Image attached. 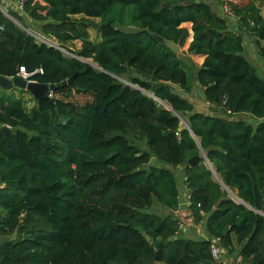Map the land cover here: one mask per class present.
<instances>
[{"label":"trees","instance_id":"16d2710c","mask_svg":"<svg viewBox=\"0 0 264 264\" xmlns=\"http://www.w3.org/2000/svg\"><path fill=\"white\" fill-rule=\"evenodd\" d=\"M219 4L221 12L204 0H27L12 14L65 52L0 11V75L42 69L31 79L50 85L77 72L74 85L51 92L55 101L34 99L30 110L0 97V235L13 236L0 264H218L211 239L239 249L244 264H264V78L242 55L246 34L264 61V16L253 0ZM183 23L186 52L204 57L198 67L164 43L184 46ZM193 73L206 109L172 88L193 94ZM184 185L190 221L209 238L178 236Z\"/></svg>","mask_w":264,"mask_h":264},{"label":"crops","instance_id":"0c3cea01","mask_svg":"<svg viewBox=\"0 0 264 264\" xmlns=\"http://www.w3.org/2000/svg\"><path fill=\"white\" fill-rule=\"evenodd\" d=\"M204 1L207 2V3H209V4H211L212 7H213V9L217 10L218 12H221L222 6L219 4V1L220 0H204ZM227 1H234V2H236V1H239V0H227ZM253 1L261 9V13L264 16V0H253ZM0 7L2 9L1 12L2 13L5 12L7 14L5 16H7L13 22H15V24L17 26H19L21 29H23L24 31H26L29 34H31V33H33V34L34 33H37L36 31L32 30L30 26L29 27H24L19 20H17L15 17L12 16V14L21 15V10H19L18 7H17V0H0ZM228 17H231V16H228ZM22 19H23L24 22L27 23V25H36L35 22H33L30 18L26 17L25 15H22ZM95 21L98 23L99 20L98 21L95 20ZM231 21H232V23H231ZM182 25L185 26L188 29V31H189V37L187 38L188 41H187V45H186V49H187V46H188L189 42L192 39L191 23H183ZM228 26H229V29L231 31L239 32L238 24L236 23L235 17H232V19H230V22L228 23ZM89 29H88V31H89ZM247 36L250 38V47L251 48L254 47L255 50H257L256 47H255V45H254V43H253V41H252V38L249 35L243 34V40L245 41V39H246ZM99 38H100V36H99V33H98V38L96 39V42L99 40ZM50 41L53 42V40H51V39H50ZM91 41L95 42L93 39H91ZM78 45L80 46V42H78ZM79 46H78V48H79ZM244 50H245V46L243 45V52H244ZM257 53H258V51H257ZM192 58H193V60L194 59L199 60V63L201 64L204 57L203 56H195L194 55V57L192 56ZM261 61L264 63V61L262 59H261ZM259 63H261V62H259ZM256 70H257V73L261 77L264 78V67L263 66L261 67V72L263 73V75H261L259 73V71H258L257 68H256ZM195 86H197L198 89H201V88H199L198 84L197 85H194V89H195ZM0 88H1V90H0V93H1L0 94V97L5 98L7 94H12L14 97H11V99H19V100H21L23 102L24 107H26V109H28V110H30L31 107L35 104V101H34V98L32 97V95L29 92H26L25 90L20 89V91H18L19 89L16 88V87H12V88H9V89H4L2 87H0ZM194 89H193V94L191 96L192 99H196V92H195ZM200 95L201 96L198 97L199 98V101H198L197 104H194L193 101H191V102L193 103L195 109L202 110V109H204V107L206 109V106H208V104L205 103L204 100H203L204 96H203L202 90H201V94ZM237 118L238 119L249 120V122L253 121V123H255V120L251 119V117L249 115H238ZM173 169H175L176 174H178L181 179H184L183 169L182 168L177 167V168H173ZM214 176H215V179L219 182L220 180L216 176V174ZM223 188L227 192L229 191V188H227L225 186H223ZM180 190L182 192V194H181L182 195L181 196V200H182L181 205L183 204L185 206H183V207L180 206V209H179L177 215L179 216L180 221L181 220L184 221V224H185L184 227H186V228L183 229V230H185V234L184 235H182V234L180 235V232H179L178 233V236L184 237V238H196V239L197 238H199V239H201V238H204V239L209 238L208 237V234H207V232H206V230L204 228V223L198 224L196 226H190V227L187 226L188 225V222H191L190 221V217H189V212L186 209V206L188 205V202L185 200L186 199V196L188 195V191H187L185 185L182 186V188ZM228 196H229V198H231L232 200H234L236 203H243L240 199L237 198L236 193L233 192V191H231V190H230V193H228ZM211 240H213V239H211ZM214 240L217 241L218 245H220L218 240H216V239H214ZM223 249H224V254L221 257V259L218 262H216V263H218V264H236L237 263V258H238V256H240L239 255V252H238L239 249H236L237 251H235L234 253H228V251L225 248H223ZM242 263H243V261H242Z\"/></svg>","mask_w":264,"mask_h":264},{"label":"water","instance_id":"95a60500","mask_svg":"<svg viewBox=\"0 0 264 264\" xmlns=\"http://www.w3.org/2000/svg\"><path fill=\"white\" fill-rule=\"evenodd\" d=\"M162 6L168 7L170 5L169 4H163ZM125 31L127 33H139V32H141V29L129 25V26L125 27ZM152 36L158 42H164V39L161 36H159L157 34H152ZM164 43L171 51H173L175 54H177L178 58L182 62H184L188 67H190V68L194 67L195 61L193 60L192 56L188 53L183 52L179 45H177L171 41H165ZM62 51L64 52L63 49H62ZM76 74H77V72H75L73 76H71L70 78H68L65 81H62L59 84H50V85L38 83L35 81L26 82L20 75H16V76L11 77V78L0 75V87H2L4 89L16 87L18 89L28 91L35 100H39L42 97L50 96V99L52 101H55V98L51 96V92H53L55 90V88L59 87L60 85H65V84L74 85V78H75ZM192 81H193L194 85H197L195 73H193V75H192ZM152 97H154V96H152ZM168 109H170V108L168 107ZM214 113L219 118H223L227 121H229V120L234 121V119H229L226 116H224L223 114L217 112L216 110L214 111ZM1 130L3 132H10L11 131L10 128L8 126H5V125L1 126ZM197 161H198V157L196 156V157L190 158L188 160V164L193 165ZM219 183L221 185H223V183L221 181H219ZM224 231H226V230H224ZM11 240H13V236L0 235V245L8 243Z\"/></svg>","mask_w":264,"mask_h":264},{"label":"rangeland","instance_id":"374dc122","mask_svg":"<svg viewBox=\"0 0 264 264\" xmlns=\"http://www.w3.org/2000/svg\"><path fill=\"white\" fill-rule=\"evenodd\" d=\"M88 21H90L92 24H98L95 20H97L98 21V19H94V20H89V19H87ZM24 25H26L25 27H31V29H37L38 28V26L37 25H27V23L26 22H24ZM118 28H120L121 26H117ZM123 28H125V27H123ZM89 38H91V39H93L95 42H96V39L98 38V33H97V29L96 28H94V27H90V29H89ZM187 41H188V39L186 40V42H185V44H184V46L183 47H181V49H182V51L183 52H185V53H187L186 52V45H187ZM243 45L245 46V50H244V52L242 53V55L245 57V58H247L248 60H249V62L252 64V65H254L257 69H258V71H259V73L261 74V75H263V73L261 72V67L263 66L264 67V63L261 61V58H260V56H259V54L257 53V50H255V48L253 47V48H251L250 47V38L247 36L246 37V39H245V41L243 40ZM69 48H73V49H77L78 48V41H76V42H74V43H70L69 45ZM254 46V45H253ZM69 54V53H68ZM189 54V53H188ZM191 56H193L194 57V55H192V54H190ZM195 60V65H194V67L196 66V67H198L199 65H200V63H199V60H196V59H194ZM259 62H261V63H259ZM195 71V69L193 70V72ZM173 88V90L175 91V92H177L178 94H180V95H182L183 97H185L186 99H188V100H190V101H193V103L194 104H197L198 103V101H199V98L198 97H200L201 95V89H198V87L197 86H195V92H196V99H192L191 98V96H192V94H185V93H183L181 90H180V88L178 87V86H173L172 87ZM200 88V87H199ZM0 90H1V88H0ZM3 90V89H2ZM18 91H20V89L18 90ZM26 92H28V91H26ZM1 94V93H0ZM11 97H14L12 94H7L6 95V97L4 98V99H6V100H8V99H11ZM160 104H163L162 102H159ZM176 175V178H177V180H178V182H180V177H179V175L178 174H175ZM179 186H181V183H179ZM228 193H230V190L228 191ZM182 207H183V204L181 205ZM153 211L154 212H157V213H159V214H161V215H164V211L161 209V208H159L157 205H155V207L153 208ZM181 222L184 224V221L183 220H181ZM185 225V224H184ZM188 227H190V226H194L191 222H188V225H187ZM184 228H186V227H180V230H179V232H180V235L182 234V235H184L185 234V230H183ZM188 234V233H187Z\"/></svg>","mask_w":264,"mask_h":264},{"label":"built area","instance_id":"2783aa9c","mask_svg":"<svg viewBox=\"0 0 264 264\" xmlns=\"http://www.w3.org/2000/svg\"><path fill=\"white\" fill-rule=\"evenodd\" d=\"M26 1L27 0H17V7H18L19 10L22 9V6L24 5V3ZM0 11H2L1 7H0ZM224 12L227 13V14H231L228 7H224ZM3 13H4V15H7L5 12H3ZM2 28H3V26H2V24L0 22V30H2ZM31 35L34 36L40 42L47 43L48 45H52L54 47L57 46L59 49L62 50V48H60L56 42L53 41L54 42L53 43L52 41H50V39H47V38L41 36L38 33H34V34L31 33ZM38 72L42 73V69H37V70H35L33 72H27L23 66H20L19 67V72H18L17 75H20L26 82H29V81H33L31 79V76H33V74L38 73ZM185 200L188 202L189 195L186 196ZM180 227L181 228L184 227V224L182 222H180ZM209 249H210V254H211L212 260L214 262H218L221 259V257L223 256V254H224V249L220 245H218L217 241H215L214 239L211 240ZM236 264H243L241 256H238Z\"/></svg>","mask_w":264,"mask_h":264}]
</instances>
